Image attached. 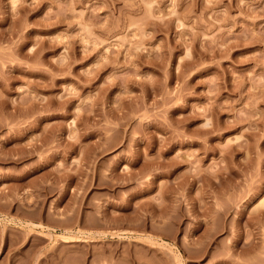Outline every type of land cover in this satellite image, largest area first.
Wrapping results in <instances>:
<instances>
[{"label": "rangeland", "instance_id": "obj_1", "mask_svg": "<svg viewBox=\"0 0 264 264\" xmlns=\"http://www.w3.org/2000/svg\"><path fill=\"white\" fill-rule=\"evenodd\" d=\"M0 264H264V0H0Z\"/></svg>", "mask_w": 264, "mask_h": 264}, {"label": "bare ground", "instance_id": "obj_2", "mask_svg": "<svg viewBox=\"0 0 264 264\" xmlns=\"http://www.w3.org/2000/svg\"><path fill=\"white\" fill-rule=\"evenodd\" d=\"M69 232H70V231H69ZM72 233H73V232H72ZM63 234H64V233H63ZM63 234H62V238H63V239H66V240H67V239H69V238H73V236H69V235H66V234L63 235ZM59 235H61V234H59ZM74 238H75V237H74ZM76 239H77V238H76ZM70 240H71V239H70Z\"/></svg>", "mask_w": 264, "mask_h": 264}]
</instances>
